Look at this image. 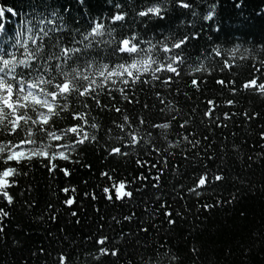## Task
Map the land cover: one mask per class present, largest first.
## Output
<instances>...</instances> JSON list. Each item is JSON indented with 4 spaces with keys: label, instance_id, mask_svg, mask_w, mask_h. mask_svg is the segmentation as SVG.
<instances>
[{
    "label": "snow or ice",
    "instance_id": "obj_1",
    "mask_svg": "<svg viewBox=\"0 0 264 264\" xmlns=\"http://www.w3.org/2000/svg\"><path fill=\"white\" fill-rule=\"evenodd\" d=\"M109 2L112 4L110 12L92 16L88 0H77L87 14L82 25L71 16V7L58 5L57 0H30L26 10L0 4V204L4 205L0 206V244H7L6 220L11 216L10 206L17 202L14 189L20 177L27 175L21 172L24 166L39 161L50 174L63 171L68 175L69 170L61 169L60 162L68 161L71 153L88 144L101 147L109 158L135 156L133 162L144 169L137 175L118 177L110 172L100 173L109 182L102 189L108 201L123 203L135 199L137 192L146 191L149 186L159 189L169 160L177 154L171 149L184 145L187 150L180 153L181 157L194 162L189 156L193 153L200 161L197 167L201 171L192 186L181 185L179 191L202 197L206 188L223 184L228 179L227 168L218 166L211 172L204 161L215 162L217 149L222 150L225 157L229 151L225 144L210 142L214 132L204 133L227 127L226 122L236 115L245 122L261 118L259 112L248 110L224 112L218 116L216 113L222 105L214 99L206 101L205 110L192 108L185 113L177 99L179 88H175L176 95L173 90L176 81L188 75L192 88L202 92L200 84L205 82V75L216 71L214 66L204 63L208 61L219 65V74L247 67L248 75L239 86L236 80L217 79L215 83L222 89L227 88L233 94L243 90L264 96V45L244 48L243 54L238 55L242 44L229 39L218 43L209 36L200 54L192 58L186 50L201 38L203 27L197 30L196 24L189 21L193 23L192 30L149 34L145 23L165 19L174 7L187 10L194 20H213L218 0L210 3L204 0L207 10L202 17L196 10L195 0ZM243 2L240 0L236 7L240 8ZM9 16L19 18L11 32L6 28ZM137 23L143 24L144 29H137ZM220 30L217 22L216 31ZM225 103L234 105L236 102L228 99ZM137 108L139 111L135 110ZM173 135L176 138L170 139ZM259 135L264 138V128ZM102 139L105 140L103 145ZM108 144L113 146L108 147ZM162 144H167L168 148H162ZM231 150L238 153L240 145L233 143ZM257 161L264 162V150L255 153V159L252 155L247 157L245 163L249 171ZM110 171L114 173L115 169ZM236 179L241 186L264 192V178L258 188L247 177ZM238 193L239 189L227 197L215 199L213 204L203 203L200 207L212 210L232 205L238 201ZM162 198L163 194L157 195L155 204L158 207L151 209L145 202V210L153 216H162L165 223L174 227L177 222L174 217L183 213ZM35 203L34 200L25 201L28 208ZM64 204L71 206L74 200L66 199ZM46 211L50 213V220L57 219V210L51 203ZM71 214L77 216V212ZM134 218L135 213H131L123 217V221L131 222ZM112 220L121 223L115 217ZM154 227L158 226L144 221L127 233L121 230L122 240L130 241L134 249L126 254L120 243H114L112 237L103 234V225H98L95 236L89 238L95 250L85 254L84 264H102L107 258H111L112 264L122 258L124 264H219L206 257L202 244L193 243L182 254L175 247L166 248L163 243H141L137 234L147 235ZM257 241L264 243V237H257ZM257 241L245 248L241 264H248L253 258ZM49 256L48 249L40 246L28 253L23 264H31L33 259H43L47 264ZM229 258H234L231 248L223 252L225 264ZM53 264H76V261L71 252L61 249Z\"/></svg>",
    "mask_w": 264,
    "mask_h": 264
},
{
    "label": "trees",
    "instance_id": "obj_2",
    "mask_svg": "<svg viewBox=\"0 0 264 264\" xmlns=\"http://www.w3.org/2000/svg\"><path fill=\"white\" fill-rule=\"evenodd\" d=\"M136 2L140 3L141 0ZM195 2L196 10L202 17L206 14L207 3L204 0H195ZM208 2L210 3L211 0ZM29 3L30 0H0V4L25 10ZM57 3L70 6L71 16L79 21V25L85 23L87 14L83 13L77 0H57ZM238 3L240 0H218L216 16L213 20H194L187 10L174 7L165 19H153L145 23L148 24L149 34L192 30L193 23H188L189 21L196 24L197 30L203 27L201 38L190 44L186 50L187 55L192 58L200 54L209 36L218 43L229 39L233 43L242 44L241 52L238 54L242 55L244 48L253 49L254 46L258 48L264 45V0H244L240 8L236 7ZM87 7L89 14L99 16L110 12L112 4L109 0H88ZM18 19L16 16L7 18L6 28L9 32L17 25ZM217 22L221 26L219 32L216 31ZM135 27L144 29V25L139 23L135 24ZM204 63L208 67L214 66L216 71L205 75V82L200 84L202 92L192 88L188 75L176 81L173 95H176L175 88L178 87L180 93L177 99L183 112L187 113L192 108L205 110L206 101L214 99L217 104L222 105L216 113L218 116H222L224 112L240 113L244 110L261 114L260 119L251 122H245L240 115H236L233 120L226 122L227 127L209 129L204 133L210 135L214 132L210 142L214 145L225 144L229 149L226 157L222 150L217 149L215 154L218 159L215 162L204 161L211 172H214L218 166L227 168L228 179L223 184L206 188L202 197L193 196L187 191L181 194L180 186H192L195 176L201 171V168L197 167L200 161L193 153H189V156L194 162L186 161L181 157L180 153L187 150L184 145L171 149L177 154L169 160V168L165 171L159 189L149 186L146 191L137 192L135 199H128L123 203L108 201L102 189L108 186L109 182L100 173L110 172L118 177L137 175L144 169L133 162L135 156L127 159L120 156L109 158L101 147L93 144L84 145L78 152L71 153V159L60 162L61 169L69 170L68 175L63 171L50 174L37 161L21 168V172L27 175L20 177L19 185L14 189L17 193V202L9 209L11 216L6 220L7 244H0V264H23L28 253L35 252L40 246L47 248L50 253L47 264H53L61 249L64 252H71L76 264H84L85 254L95 250L89 238L95 236L97 226L101 224L103 234L112 237L114 243H120L127 254L134 249L130 241L122 240L121 230L127 233L144 221L158 227L152 228L147 235L138 233L137 238L141 243L152 241L157 244L163 243L166 248L175 247L182 254L193 243L202 244L206 257L219 261V264H225L223 252L231 248L234 258H229L227 264H241L244 260L245 248L253 241H257V237H264V192L241 186L236 179L247 177L258 188L264 178V162L257 161L251 171L245 163L249 155L255 159V153L264 150L261 147L264 146V138L259 135L264 128V96L243 90L233 94L229 89H222L215 83L217 79L226 77L229 80H236L239 86L248 75L246 66L233 68L231 73L219 74L218 64L213 65L208 61ZM228 99H233L236 103L228 105L225 103ZM135 110L139 111L138 108ZM199 114L197 112V116ZM175 138L174 135L170 137V139ZM196 138L200 139L199 136ZM100 143L103 145L105 140L102 139ZM233 143L240 145L238 153L232 152ZM160 146L168 148L167 144ZM139 155L143 157V152ZM112 169H115L114 173L110 171ZM64 188H68L69 191L64 192ZM237 189H239V199L232 205L218 206L212 210L201 209V204H213L215 199L221 196L227 197ZM160 194H163L162 199H166L172 208L183 213L179 217H174L177 221L174 227L165 223L162 216H153L145 210V202L149 209L158 207L155 204V197ZM69 198L74 200L71 206L64 204ZM33 200L36 201L35 205L28 208L25 201ZM49 203L57 210L56 220L49 219L50 213L46 211ZM0 206L4 205L0 204ZM72 212H77V216L73 217ZM242 212L244 215H241ZM131 213H135V218L131 222L123 221V217ZM41 216L44 217L43 220L39 219ZM113 217L121 223H114ZM77 220L79 223H76ZM13 241L18 243L13 244ZM257 244L253 258L248 264H264V254H262L264 243L257 241ZM31 264H45V261L33 259ZM102 264H112L111 258L104 259ZM117 264H124V259L122 258Z\"/></svg>",
    "mask_w": 264,
    "mask_h": 264
}]
</instances>
